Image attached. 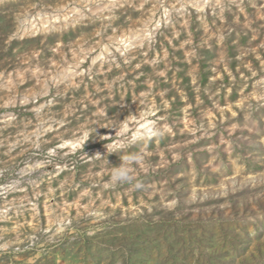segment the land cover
I'll use <instances>...</instances> for the list:
<instances>
[{
  "label": "rangeland",
  "instance_id": "obj_1",
  "mask_svg": "<svg viewBox=\"0 0 264 264\" xmlns=\"http://www.w3.org/2000/svg\"><path fill=\"white\" fill-rule=\"evenodd\" d=\"M203 1L0 0V264H264V0Z\"/></svg>",
  "mask_w": 264,
  "mask_h": 264
},
{
  "label": "bare ground",
  "instance_id": "obj_2",
  "mask_svg": "<svg viewBox=\"0 0 264 264\" xmlns=\"http://www.w3.org/2000/svg\"><path fill=\"white\" fill-rule=\"evenodd\" d=\"M95 1H98V0H83L85 5H90V4L93 5V6L89 7V8H91V10L93 9V11L100 7V4L95 5ZM197 2H199L200 5L204 3L203 0H197ZM109 4H111V1H108V4L105 5V7H108ZM67 7L65 5V6H62L60 8H57L58 11L54 14L37 12L36 13L37 18L34 17L31 20L28 17H26L25 19L22 20V23H24L23 24V26H24L23 32L24 33L34 32V31H36V29L41 28V27L43 29L59 27L60 25H66L67 23L73 22L74 20L78 19L79 17H82L83 14H82V11L80 8L70 7L67 9ZM37 25H39L38 28H37ZM150 30H151L150 28L144 27L141 30L140 35H148V33H150ZM140 35H134L133 36V34H131L128 37L120 38L118 40V42H120L124 47H128L127 45H129V43H126V42L127 41L131 42V38L135 42L137 40L138 36H140ZM133 41L131 43H133ZM136 42H138V41H136ZM71 74H72V72H71ZM126 126H127V124H125L123 126V130L126 128ZM152 131H153L152 122L143 118L142 122L139 124V126L134 131V136L138 137V136H142L145 134H150ZM66 143H68L69 145H75L76 140L65 141L64 144H66Z\"/></svg>",
  "mask_w": 264,
  "mask_h": 264
}]
</instances>
